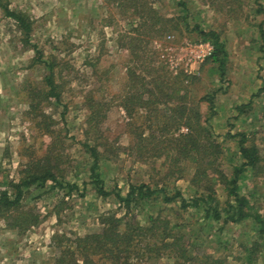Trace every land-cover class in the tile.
<instances>
[{"label":"rangeland","instance_id":"obj_1","mask_svg":"<svg viewBox=\"0 0 264 264\" xmlns=\"http://www.w3.org/2000/svg\"><path fill=\"white\" fill-rule=\"evenodd\" d=\"M258 6L254 0H0V193L13 196L31 173L56 177L31 185L17 207L0 203V264H58L65 253L64 264L76 258L84 264L75 251L60 252L59 239L100 232L106 215L127 210L118 197L141 183L155 194L132 206L126 221L146 226L152 214L178 223L170 239L187 249L179 260L141 250L144 264H264V237L252 216L215 220L192 206V197L209 188L226 206L221 175L230 178L241 165L240 135L264 154ZM209 30L225 45L222 64L207 57L185 67L160 56L171 45L213 44L202 35ZM179 74L186 77L179 96L188 115L176 121L171 85ZM196 112L208 131L193 151L209 147V165L192 162L173 139L191 132L184 122L194 123ZM185 138L179 142L189 143ZM201 167L209 176L191 181ZM254 173L243 169L238 193L264 218V176ZM96 175L107 195L97 191ZM144 232L142 249L158 238Z\"/></svg>","mask_w":264,"mask_h":264},{"label":"trees","instance_id":"obj_2","mask_svg":"<svg viewBox=\"0 0 264 264\" xmlns=\"http://www.w3.org/2000/svg\"><path fill=\"white\" fill-rule=\"evenodd\" d=\"M255 3H259L258 8L255 10L257 13L264 14V9L259 0H254ZM8 15L15 17L22 28L27 32L30 28V24L26 22L24 18H22L19 14L13 13L12 11L6 10ZM263 23L260 22L258 24L259 33L264 38V30L262 29ZM202 35L205 39H210L214 45V52L208 58L212 61L218 62L222 64L226 57V50L223 41L220 40L218 33L214 30H209L206 32H202ZM185 75L179 74L172 80L171 88H173L174 96L177 97L179 102L178 107L173 108L172 112L174 114L173 120L178 119L182 120L188 115L187 107L184 103L180 102L183 100L182 97L179 96L180 85L184 82ZM51 82V81H50ZM52 85V83H50ZM174 100V99H171ZM209 105L212 108L211 99H209ZM197 114V119H195L194 123L190 122V117L184 122L189 127L191 131L189 134L173 137L175 142H178L177 145L181 150H187L188 156L190 157L192 162L206 163L209 165L213 163L211 159V152L209 147L205 148L202 152L193 151L195 148L198 150L199 144L197 143L198 136L201 135V132L205 129L207 130L199 121V114ZM172 119V118H171ZM208 131V130H207ZM210 136V134H209ZM239 139V154L242 158L241 165L237 166L232 173L230 178H227L225 175H221V179L224 181V185L226 188V196L229 197L230 200L226 202V206L221 203L219 199L216 198L215 194H211V188L208 189L209 193L207 194H199L198 197H192V206L197 208H202L203 213L206 216H210V218L219 220L223 218V216L230 218L232 221H240L243 218L252 216L254 220L259 224L258 230L262 237H264V218L256 213H251V209L248 206V201L245 196H242L238 193V180L239 174L243 171V169H247L248 167L252 168L255 173L254 176L258 175V173H262L264 176V154H260V149L255 144L246 145V137L245 135H240ZM187 140L186 142H179L180 139ZM184 140V141H185ZM190 145V146H188ZM93 156L96 153L93 152ZM199 165V163H196ZM206 168L201 167L197 170L196 174L198 176H193L191 181H195L198 177L206 178L209 175L206 174ZM203 175H206L203 177ZM48 180L56 182L55 175L49 171H43L41 173H31L27 177L24 178L20 183H18L15 188L16 191L13 196L9 195L8 192L3 191L0 193V203L4 206V208H12L17 207L19 204L22 195L26 192L31 185L39 183L43 184ZM199 180V179H198ZM95 183H97V191L102 195H107V191H105L101 185L102 181L96 175ZM155 194V191L152 190L148 185L141 183L137 185H131L129 190L127 191L124 197H118L119 201L126 207V211L122 216L116 217V212H111L104 217L105 221H103V227L100 232L88 233L81 237H75L70 241L68 238H60L59 239V248L60 252L67 253L71 251H75L70 253L74 255L75 253L79 258H81L84 264H105L104 261L111 260V264H144L143 259L140 255L141 250H145L144 252H156V258H162L164 255L172 258L175 257L176 260L186 259L187 258V249L180 245L179 243H174V238L171 240L172 235H175L178 229V223H170L169 220L161 219L158 215L153 216L149 214L147 216L148 225L141 226L140 223L136 220H127L129 211L133 206H144L145 204L150 202V199ZM176 195H180V191L177 190L176 193L167 198V200L175 199ZM181 198L183 196H180ZM182 206H189L186 199H181ZM168 202V201H167ZM223 211H226L223 214ZM125 220V221H124ZM162 223V224H161ZM161 224V225H160ZM140 230L139 233L138 230ZM146 229V230H143ZM144 231H151V238L153 236H157V239L152 240L144 244L145 248L142 249L143 245H140V235H145ZM172 246H176L181 254L176 252V249H171ZM156 249V250H155ZM66 253L61 254L60 259L58 260V264H64L66 262ZM102 260V262H100ZM75 263L79 264L78 258L74 259ZM74 263V264H75Z\"/></svg>","mask_w":264,"mask_h":264},{"label":"built area","instance_id":"obj_3","mask_svg":"<svg viewBox=\"0 0 264 264\" xmlns=\"http://www.w3.org/2000/svg\"><path fill=\"white\" fill-rule=\"evenodd\" d=\"M176 50H178L177 53ZM214 52V45L210 41H199L197 43H181L161 50L160 56H171V59L176 58L178 62H182L185 67L203 61L210 57ZM178 63H174L173 67H178ZM187 71V68L185 69Z\"/></svg>","mask_w":264,"mask_h":264}]
</instances>
